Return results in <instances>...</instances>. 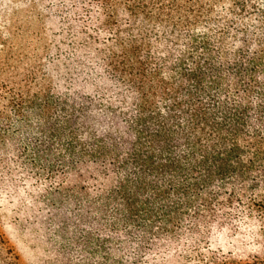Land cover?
Returning <instances> with one entry per match:
<instances>
[{
    "label": "trees",
    "instance_id": "16d2710c",
    "mask_svg": "<svg viewBox=\"0 0 264 264\" xmlns=\"http://www.w3.org/2000/svg\"><path fill=\"white\" fill-rule=\"evenodd\" d=\"M232 1L71 0L80 76L0 85V196L55 264H264V4Z\"/></svg>",
    "mask_w": 264,
    "mask_h": 264
},
{
    "label": "rangeland",
    "instance_id": "374dc122",
    "mask_svg": "<svg viewBox=\"0 0 264 264\" xmlns=\"http://www.w3.org/2000/svg\"><path fill=\"white\" fill-rule=\"evenodd\" d=\"M259 2L264 4V0ZM203 4L214 5L223 14L233 1L203 0ZM73 5L71 0H0V85L10 84L32 96L51 85L57 98L73 84L86 54L76 38L82 23H77L78 17L75 20ZM29 219L0 196V237L5 243L0 244V264L12 262L8 250L19 258V264H55L59 260L63 240L56 244L43 237L46 228L42 226H51V217L45 216L34 227L30 224L36 220ZM73 250L70 261L75 263L81 255Z\"/></svg>",
    "mask_w": 264,
    "mask_h": 264
}]
</instances>
